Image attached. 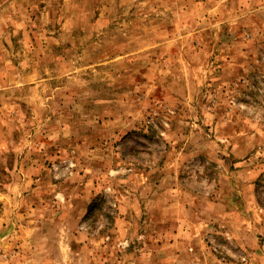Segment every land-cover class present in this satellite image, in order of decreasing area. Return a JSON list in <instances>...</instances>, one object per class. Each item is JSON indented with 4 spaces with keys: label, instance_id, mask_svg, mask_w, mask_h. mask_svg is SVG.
I'll use <instances>...</instances> for the list:
<instances>
[{
    "label": "rangeland",
    "instance_id": "374dc122",
    "mask_svg": "<svg viewBox=\"0 0 264 264\" xmlns=\"http://www.w3.org/2000/svg\"><path fill=\"white\" fill-rule=\"evenodd\" d=\"M0 264H264V0H0Z\"/></svg>",
    "mask_w": 264,
    "mask_h": 264
}]
</instances>
